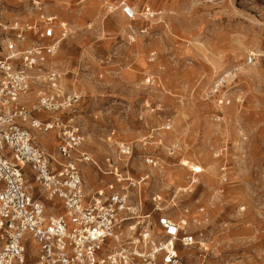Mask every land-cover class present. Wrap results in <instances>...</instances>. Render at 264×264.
Listing matches in <instances>:
<instances>
[{
	"label": "rangeland",
	"instance_id": "rangeland-1",
	"mask_svg": "<svg viewBox=\"0 0 264 264\" xmlns=\"http://www.w3.org/2000/svg\"><path fill=\"white\" fill-rule=\"evenodd\" d=\"M122 1L42 0L70 27L55 60L84 95L74 111L86 138L81 151L103 170L112 157L135 180L149 173L143 212L152 211L154 196L176 217L189 209L182 219L197 243L179 247L181 264H264V0H127L136 8L132 20ZM21 3L8 19H32ZM233 68H239L233 90L244 102L225 108L216 123L217 105L206 94ZM34 133L54 153L55 133ZM120 141L133 145L131 157L119 156ZM144 153L158 166L147 165ZM185 160L202 169L196 173ZM81 168L91 191L114 179L92 162ZM130 190L137 201V188Z\"/></svg>",
	"mask_w": 264,
	"mask_h": 264
},
{
	"label": "built area",
	"instance_id": "built-area-1",
	"mask_svg": "<svg viewBox=\"0 0 264 264\" xmlns=\"http://www.w3.org/2000/svg\"><path fill=\"white\" fill-rule=\"evenodd\" d=\"M14 2H25L32 19H8ZM121 6L128 19L136 18L127 0ZM69 32L68 22L46 11L42 0H0V264H181L179 247L197 243L182 219L189 209L176 217L154 196L152 211L143 212L141 192L134 201L130 187H143L149 173L135 180L112 157L103 170L81 151L86 138L74 111L84 95L64 80L55 60ZM238 70L221 73L206 94L217 105L216 123L224 121L225 108L244 102L233 90ZM170 128L168 121L163 129ZM34 131L55 133L54 153L38 144ZM115 144L120 157L133 155L131 143ZM143 157L158 166L155 156ZM90 162L114 176L105 188L87 190L81 164ZM221 170L226 183V165Z\"/></svg>",
	"mask_w": 264,
	"mask_h": 264
},
{
	"label": "bare ground",
	"instance_id": "bare-ground-1",
	"mask_svg": "<svg viewBox=\"0 0 264 264\" xmlns=\"http://www.w3.org/2000/svg\"><path fill=\"white\" fill-rule=\"evenodd\" d=\"M135 10H136V8H135ZM52 132V131H51ZM50 131H48L47 133L49 134V133H51ZM56 145V144H55ZM43 147V146H42ZM45 148V147H44ZM46 149V148H45ZM184 164H186L185 166H190V168L192 169V170H200V169H202V166L200 165V164H197V163H191V162H189V161H187V160H185L184 161ZM175 176H181L182 174L181 173H177V174H174ZM173 175V176H174ZM140 179V178H139ZM87 190L88 191H91L92 189H90V188H87ZM139 192H141V196H142V192H143V187L141 186V187H138V189H137Z\"/></svg>",
	"mask_w": 264,
	"mask_h": 264
},
{
	"label": "crops",
	"instance_id": "crops-1",
	"mask_svg": "<svg viewBox=\"0 0 264 264\" xmlns=\"http://www.w3.org/2000/svg\"><path fill=\"white\" fill-rule=\"evenodd\" d=\"M50 134V133H49ZM54 137H52V141H53Z\"/></svg>",
	"mask_w": 264,
	"mask_h": 264
}]
</instances>
